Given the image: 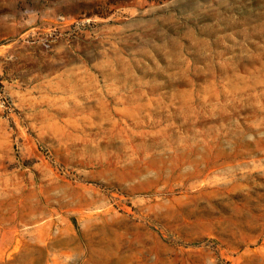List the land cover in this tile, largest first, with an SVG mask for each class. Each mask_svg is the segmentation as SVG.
Segmentation results:
<instances>
[{
  "label": "rangeland",
  "instance_id": "1",
  "mask_svg": "<svg viewBox=\"0 0 264 264\" xmlns=\"http://www.w3.org/2000/svg\"><path fill=\"white\" fill-rule=\"evenodd\" d=\"M0 264H264V0H0Z\"/></svg>",
  "mask_w": 264,
  "mask_h": 264
}]
</instances>
